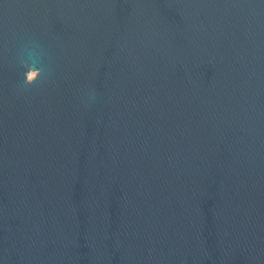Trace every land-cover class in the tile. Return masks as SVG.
I'll use <instances>...</instances> for the list:
<instances>
[{
    "label": "water",
    "instance_id": "obj_1",
    "mask_svg": "<svg viewBox=\"0 0 264 264\" xmlns=\"http://www.w3.org/2000/svg\"><path fill=\"white\" fill-rule=\"evenodd\" d=\"M0 264H264V0H0Z\"/></svg>",
    "mask_w": 264,
    "mask_h": 264
}]
</instances>
